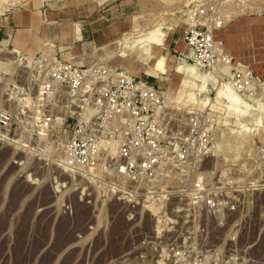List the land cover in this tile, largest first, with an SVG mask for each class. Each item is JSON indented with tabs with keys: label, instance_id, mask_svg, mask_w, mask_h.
Segmentation results:
<instances>
[{
	"label": "rangeland",
	"instance_id": "rangeland-1",
	"mask_svg": "<svg viewBox=\"0 0 264 264\" xmlns=\"http://www.w3.org/2000/svg\"><path fill=\"white\" fill-rule=\"evenodd\" d=\"M203 5L228 24L222 34L228 66L221 58L214 66L202 60L197 65L182 41L183 30L195 21L189 13ZM75 29L79 38L65 35ZM7 32L9 43H3ZM17 34L24 36L14 46ZM143 35H154L160 45L151 52L141 45L149 52L145 63L133 45ZM41 52L52 62L117 67L159 87L160 115L172 132L190 113H199L206 132L198 149L185 147L192 154L188 172L172 170L160 183H132L111 170L61 166L59 137H68L71 121L61 126L57 118L42 130L34 121L42 112L43 76L36 62ZM232 52L245 53L250 64L235 62ZM237 64L254 66L264 77V0H0V110L12 117L9 131H0V264H264V187L253 190L256 146L264 141V87L259 97H239L238 104L215 93ZM178 66L194 68L197 80L184 69L177 73ZM191 90L198 106L188 103ZM50 107L62 116L61 103ZM257 119L253 132L238 128ZM198 179L218 198L232 193L239 201L236 212L186 209L188 201L179 193Z\"/></svg>",
	"mask_w": 264,
	"mask_h": 264
},
{
	"label": "built area",
	"instance_id": "built-area-1",
	"mask_svg": "<svg viewBox=\"0 0 264 264\" xmlns=\"http://www.w3.org/2000/svg\"><path fill=\"white\" fill-rule=\"evenodd\" d=\"M191 13L188 17L195 21L193 25L187 24L182 36L196 64L202 60L203 66H214L217 58L228 64L229 56L215 38V32L225 25L222 14L205 5L195 7ZM38 57L37 67L43 76L38 107L42 112L35 125L39 130L52 127L58 116L50 106L62 104L60 124L69 126L70 120L72 125L66 139L59 137V158L64 168L82 172L98 169L105 174L111 170L132 183L151 182L152 178L160 183L172 170L188 172L192 154L185 147L192 145L198 149V139L206 132L199 113H190L185 125L172 132L160 115L164 92L159 87L117 67L85 66L68 59L52 62L43 52ZM231 71V86L244 96L258 93L255 87L260 89L264 83L247 65L238 64ZM11 124L9 112L0 110V131L8 132ZM256 149L253 163L257 185L253 190L260 191L264 187V141ZM185 187L188 191H180L179 195L187 199L186 209L191 207L205 215L238 209L239 201L232 193L218 198L210 193V184L205 181L198 179ZM183 211L185 208L179 213Z\"/></svg>",
	"mask_w": 264,
	"mask_h": 264
},
{
	"label": "bare ground",
	"instance_id": "bare-ground-1",
	"mask_svg": "<svg viewBox=\"0 0 264 264\" xmlns=\"http://www.w3.org/2000/svg\"><path fill=\"white\" fill-rule=\"evenodd\" d=\"M153 37H154V35H150V36H142V37H140L133 45L135 46V48H137V51H139V52H141L142 53V58L143 57H145V61L147 62V58H149V56H147V55H149L148 53L149 52H151V51H153L154 49H156L158 46H160V45H158V43H157V41H153ZM176 44H177V46H180V42L179 41H176L175 42ZM141 45H143V46H145L146 48H147V50L149 49V52L148 53H146V52H144L143 50H142V48H141ZM185 45V44H184ZM132 49H134V48H132ZM135 50V49H134ZM214 51H215V49H213ZM8 53L7 54H12V53H15V50H11V51H7ZM216 52V51H215ZM139 57V56H138ZM153 57V56H152ZM151 56H150V58H152ZM140 58H141V55H140ZM172 58V57H171ZM156 59V58H155ZM218 59V58H217ZM217 59L215 60V62L217 61ZM143 61H144V58L142 59ZM145 61H144V63H145ZM215 62H214V65H215ZM226 66H228L229 64H230V62L228 63V64H226V62L225 61H222ZM159 63L160 64H162V62H160L159 61ZM95 64H97V63H95ZM160 64H159V66H160ZM94 65V64H93ZM238 65V64H237ZM237 65H235V67L237 66ZM240 66V65H239ZM160 68H162L161 66H160ZM183 69L187 72L186 74L187 75H190L191 77H192V79L193 80H197V72H196V70L194 69V68H192V69H188V68H186V67H184V66H178L177 67V69H176V71H177V73H182V71H183ZM226 71H223L224 72V76H228V69H225ZM227 72V73H226ZM231 72V71H230ZM232 73V72H231ZM130 75V74H129ZM213 78H214V76L212 75V74H210ZM209 75V76H210ZM231 76H232V74H231ZM214 80H215V78H214ZM200 81H201V89H203V87H205V85H206V82H207V79H206V77H203L202 76V78L200 79ZM199 81V82H200ZM217 82H219V81H217ZM230 84V85H229ZM231 86V83H230V79H229V82H227V83H224V82H221L220 83V85H219V87L218 88H216V97L217 98H220V99H222V100H225V102L227 101V102H229V103H235V104H238L239 103V97L240 98H243V99H245L246 101H248V102H251L252 101V99H255L256 97H259V94L258 93H254L253 95H251V96H249V94L248 95H242V94H240V93H238L232 86ZM262 87H264V83H263V85H262ZM207 88V87H206ZM257 90H258V88L257 87H255ZM40 89H41V86H40ZM199 89V88H198ZM200 90V89H199ZM234 91V93H233V91ZM41 91V90H40ZM206 91V90H205ZM263 92H264V88H263ZM240 95H238V94ZM40 94H41V92H40ZM164 94V93H163ZM237 94V95H236ZM195 91L194 90H191L189 93H187V96H186V98L188 99V103L189 104H191L190 102H192V105H197L198 103H199V100H197L196 98H195ZM242 96V97H241ZM197 97V96H196ZM202 98V97H201ZM186 99V100H187ZM190 101V102H189ZM206 101V102H205ZM187 102V101H186ZM240 102H242V100L240 101ZM208 103V101L207 100H204V101H202V106H204V104H207ZM231 105V104H230ZM233 105V104H232ZM198 106V105H197ZM34 108H35V106H34ZM228 108H231V107H228ZM250 108H252V107H250ZM233 109H234V111L236 112V114L238 115V116H244V114H242V113H240L239 111H238V106L237 105H233ZM36 110V109H35ZM36 112H38L37 110H36ZM159 112V111H158ZM247 116V115H246ZM248 117H250L249 115H248ZM57 118H59V120L60 121H58L57 120ZM56 118V120L58 121L57 123H58V125H61L60 124V122H61V119L62 118H60V117H57ZM38 120V119H37ZM37 120H34V121H37ZM259 124H260V121H259V119H257V120H254V121H252L250 124H247V125H245L244 123H238V128L239 129H241L242 130V133L243 134H248V133H250V132H253L252 131V129H256L258 126H259ZM62 126V125H61ZM241 130H239L240 132H241ZM238 131V132H239ZM240 134V133H239ZM243 134L241 135V136H243ZM245 134V135H246ZM245 135L243 136L244 137V139H246V137H245ZM243 137H242V140H244L243 139ZM61 166H62V164H60ZM64 167V166H63ZM72 171H75V170H72ZM81 172V171H80ZM257 184V183H256Z\"/></svg>",
	"mask_w": 264,
	"mask_h": 264
},
{
	"label": "crops",
	"instance_id": "crops-1",
	"mask_svg": "<svg viewBox=\"0 0 264 264\" xmlns=\"http://www.w3.org/2000/svg\"><path fill=\"white\" fill-rule=\"evenodd\" d=\"M7 18V17H6ZM5 18V19H6ZM16 19H20V16L19 15H17L16 16ZM7 22V21H6ZM67 24L64 22L63 23V26H62V29H64V26H66ZM228 25V24H227ZM227 25H225L222 29H220V30H218V31H216L215 32V38L217 39V40H219V41H222L223 43H222V46H223V49H224V51H225V53L227 52V50L226 49H228V47L226 46V41H225V37H224V35L222 36V34H224L225 33V30H226V27H227ZM73 33L74 34H65L66 36H68V37H71L72 39H76V38H79L80 37V35L81 34H79V32H76V29L75 30H73ZM7 35H5L4 36V38H3V40H2V42L3 43H5L6 41L9 43V38H8V32L6 33ZM20 36H24V35H22V34H17V36H16V39H15V41H14V46H16V42L18 43V42H20ZM31 37L32 38H35V36L34 35H31ZM45 37V36H44ZM43 37V38H44ZM182 37V41H183V36H181ZM22 41V40H21ZM36 41V40H35ZM6 42V43H7ZM29 43V42H28ZM28 43L26 44V43H24L23 45H24V47H28ZM183 43H184V41H183ZM20 44H22L21 42H20ZM101 44H103V43H101ZM185 44V43H184ZM98 45H100V43L98 44ZM107 45H105L104 47H106ZM225 46H226V48H225ZM104 47H100L101 49H103ZM98 47H97V45L95 46V45H93V46H91V48H89L90 49V51L91 52H95L96 51V49H97ZM22 49V48H21ZM22 50H24V48L22 49ZM229 50V49H228ZM229 52H230V50H229ZM228 53V52H227ZM232 54H233V52H232ZM234 55V57L236 58V60H235V62H243V63H247V64H250L248 61V59H247V57L245 56V53H242V54H238V55H235V54H233ZM249 66H251V65H249ZM254 67V66H253ZM252 66H251V69L253 70V72H254V74L255 75H257L258 77H259V79H261L262 81H264V77H263V74L261 73V72H258L257 71V69H255V67L253 68Z\"/></svg>",
	"mask_w": 264,
	"mask_h": 264
}]
</instances>
